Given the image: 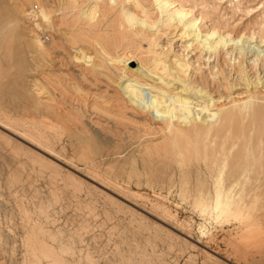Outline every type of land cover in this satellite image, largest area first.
<instances>
[{
	"label": "bare ground",
	"instance_id": "1",
	"mask_svg": "<svg viewBox=\"0 0 264 264\" xmlns=\"http://www.w3.org/2000/svg\"><path fill=\"white\" fill-rule=\"evenodd\" d=\"M220 1L211 10L207 0L192 7L175 0L14 2L29 24L33 144L55 159L48 151L55 141L66 157L81 148L86 163L126 147L141 159L174 162L180 172L196 162L197 175L204 168L216 176L214 197L189 184H172L170 193L195 192L194 205L211 213L263 208L264 2L227 0L231 16L222 19ZM240 8L254 12L255 28L231 24ZM17 23L10 18L3 29ZM171 29L180 40L176 49L165 32ZM91 176L122 193L118 184ZM126 196L143 195L130 190ZM40 256L58 264L50 249Z\"/></svg>",
	"mask_w": 264,
	"mask_h": 264
},
{
	"label": "rangeland",
	"instance_id": "2",
	"mask_svg": "<svg viewBox=\"0 0 264 264\" xmlns=\"http://www.w3.org/2000/svg\"><path fill=\"white\" fill-rule=\"evenodd\" d=\"M18 1L0 0V264H50L40 256L47 249L58 264H264V207L211 213L194 205L195 192H169L172 184H189L214 197L216 176L204 168L197 175L196 162L180 172L174 162L141 159L126 147L86 163L81 148L66 157L55 141L48 150L55 159L33 144L35 75L29 24L15 10ZM260 1L242 0L244 6ZM207 2L211 10L213 0ZM219 4L217 15L229 19V2ZM240 9L231 24L255 28L254 12ZM10 18L18 23L3 29ZM165 32L178 48L177 32ZM3 121L10 122L7 128ZM90 174L118 184L124 194L90 181ZM227 181L223 176L222 183ZM130 190L143 196H126Z\"/></svg>",
	"mask_w": 264,
	"mask_h": 264
},
{
	"label": "crops",
	"instance_id": "3",
	"mask_svg": "<svg viewBox=\"0 0 264 264\" xmlns=\"http://www.w3.org/2000/svg\"><path fill=\"white\" fill-rule=\"evenodd\" d=\"M43 264H49V263H43Z\"/></svg>",
	"mask_w": 264,
	"mask_h": 264
}]
</instances>
